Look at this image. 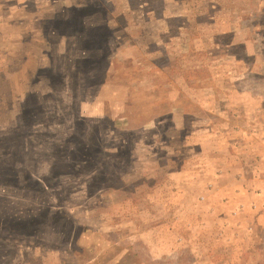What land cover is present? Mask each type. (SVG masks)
Listing matches in <instances>:
<instances>
[{
  "label": "rangeland",
  "instance_id": "1",
  "mask_svg": "<svg viewBox=\"0 0 264 264\" xmlns=\"http://www.w3.org/2000/svg\"><path fill=\"white\" fill-rule=\"evenodd\" d=\"M0 264H264V0H0Z\"/></svg>",
  "mask_w": 264,
  "mask_h": 264
}]
</instances>
